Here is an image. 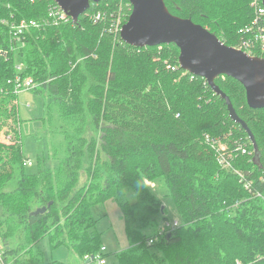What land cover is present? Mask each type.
<instances>
[{"label":"trees","instance_id":"trees-1","mask_svg":"<svg viewBox=\"0 0 264 264\" xmlns=\"http://www.w3.org/2000/svg\"><path fill=\"white\" fill-rule=\"evenodd\" d=\"M118 3L91 4L77 22L53 25L42 23L53 0H0V131L11 117L4 103L14 94L11 82L32 76L37 86L31 91L42 100L52 139L35 134L47 141L37 173L26 171L33 163L25 155L19 110L14 126L21 142L0 141L5 262L48 264L39 246L44 238L51 249L66 246L83 264H96L86 263V255L106 259L92 208L114 199L130 242L117 254L118 264H264V107L251 108L234 78L216 79L251 130L255 149L202 78L169 68L179 65L178 46L135 47L110 32ZM165 3L172 14L209 25L228 46L254 16L251 0ZM98 10L103 17L96 21ZM237 18L233 29L229 21ZM23 20L40 24L17 36L13 25ZM204 133L250 141L252 154L233 162L251 181L250 190L220 166ZM156 191L172 197L178 226Z\"/></svg>","mask_w":264,"mask_h":264},{"label":"water","instance_id":"water-1","mask_svg":"<svg viewBox=\"0 0 264 264\" xmlns=\"http://www.w3.org/2000/svg\"><path fill=\"white\" fill-rule=\"evenodd\" d=\"M77 22L92 2L103 0H53ZM132 12L123 24L120 36L135 47H154L175 44L180 53L178 61L182 69L206 79L212 90L221 96L232 120L248 133L253 147L257 148L254 136L233 106L230 98L216 84L222 75L239 81L246 91L251 108L264 107V57L252 56L234 46L226 45L206 27L172 14L165 0H128ZM263 5H264V0ZM46 207L37 211L44 212Z\"/></svg>","mask_w":264,"mask_h":264},{"label":"rangeland","instance_id":"rangeland-1","mask_svg":"<svg viewBox=\"0 0 264 264\" xmlns=\"http://www.w3.org/2000/svg\"><path fill=\"white\" fill-rule=\"evenodd\" d=\"M226 11L227 10L225 9V12ZM222 16H225V14L223 13ZM238 22L239 20L237 18L236 20H233L232 23L229 21V24L234 26L232 27L234 29L238 25ZM205 27L210 30L209 25H206ZM237 43L238 41L235 43V45ZM235 45L233 46L235 47ZM31 90L21 92L18 96H12L10 99L8 98L4 101L5 108L9 111L11 117L7 122L8 125H5L2 131H0V141L4 142L5 144H11L19 140V143L21 142L22 138L15 136L14 126L15 121L18 120L19 110V115L22 120L21 129L25 138V155L27 158H30L33 163L31 166L26 168V171L28 173H37L40 165L43 164V160L39 152L43 150L42 145L46 144L47 146V141L45 140L46 138L39 135H47L50 141H52V139L51 136H49V132L45 130L46 124L44 123V120L46 118V112L44 105L41 102L42 100ZM18 133H20V131ZM35 134L39 135L35 136ZM35 138L38 141H36ZM58 141H61L59 135H57L55 138V142ZM48 148H50V144ZM85 180L86 176L83 175L81 182L83 183ZM156 193L158 197L163 200L164 205L166 206L167 218L172 222L178 219L176 206L172 197L166 195L165 191H156ZM2 213L3 208L0 206V218ZM92 215L98 220L97 230L100 233L102 244L107 248L106 253L108 256L106 259L108 264H118L117 254L120 251L128 248L130 245L129 239L126 235L120 206L114 199H111L93 207ZM1 246L3 247L0 239V247ZM39 246L44 251V259L48 264H58V261L63 264L84 263L83 260L71 252L66 246H59L55 249H51L48 238H44L42 241H40ZM87 256L88 255H86L85 258L89 259ZM87 259H84L86 263H88Z\"/></svg>","mask_w":264,"mask_h":264},{"label":"built area","instance_id":"built-area-1","mask_svg":"<svg viewBox=\"0 0 264 264\" xmlns=\"http://www.w3.org/2000/svg\"><path fill=\"white\" fill-rule=\"evenodd\" d=\"M100 3H97L96 5ZM124 3L125 0H119L118 10H114L113 12H111L113 18L110 26V32L113 33L115 36L120 34L123 24L127 22L130 16L128 15V17H126V15L123 12ZM251 6L253 7V12H254L253 19L249 24H247L246 26L242 27L239 30L238 32L239 39H238V43L235 45V48L243 50L252 56H258V54L264 53V5L262 0H251ZM127 7L132 12V5L130 4V2H127ZM102 17H103V11L98 10L93 15L92 18L98 21ZM70 20H72V17H70L57 3L54 2L53 5L49 6L47 12V19L43 20L42 23L48 22L53 25H58L60 23H67ZM39 24L40 22H37L35 20H31V21L23 20L18 24H14L13 27L16 31L15 34L17 36H21L24 33V31H26L28 28L32 26H38ZM161 47L162 45H158V48ZM169 68L176 71L177 69L180 68V63L179 65H174L171 67L169 66ZM186 72H184L182 75H185ZM195 77L198 76L191 73V78L193 79ZM221 77L224 78L225 76L222 75ZM200 78L203 79L204 85H209L206 79H204L203 77ZM11 83L14 84L13 96H18L21 92L29 91L37 86V83L34 81V78L32 76H28L26 78H23L21 76H16ZM231 134L232 132H230L229 135ZM203 141L207 146H209L214 151L217 162L220 164V166L223 169H226L228 171H233L234 173H236L239 176L240 181L244 182L245 187L248 190H250L252 188L251 181H248L245 178L243 171L238 170L233 166L234 164L233 162L239 155L250 156L252 154V151L248 148L249 147L248 143L250 141L247 142V141L235 140V142H231V140H229L227 135L215 136V135H211L210 133H204ZM25 164L31 165V161L28 159L25 161ZM255 195L261 196V193L258 192L255 193ZM166 225L170 226L171 224L167 223ZM178 225L179 222L175 220L173 222V226H178ZM106 250L107 248L105 246L101 248L102 252H105ZM87 257H89V259L87 258L85 259H87L88 262H94L96 264L107 263L106 259L102 256L101 253H98L96 255H88ZM0 264H6L4 259V249L2 246L0 247Z\"/></svg>","mask_w":264,"mask_h":264},{"label":"bare ground","instance_id":"bare-ground-1","mask_svg":"<svg viewBox=\"0 0 264 264\" xmlns=\"http://www.w3.org/2000/svg\"><path fill=\"white\" fill-rule=\"evenodd\" d=\"M99 3V2H92V4Z\"/></svg>","mask_w":264,"mask_h":264}]
</instances>
